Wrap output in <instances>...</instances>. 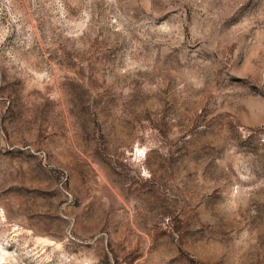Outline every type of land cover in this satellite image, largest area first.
Masks as SVG:
<instances>
[{
  "label": "rangeland",
  "instance_id": "rangeland-1",
  "mask_svg": "<svg viewBox=\"0 0 264 264\" xmlns=\"http://www.w3.org/2000/svg\"><path fill=\"white\" fill-rule=\"evenodd\" d=\"M0 264H264V0H0Z\"/></svg>",
  "mask_w": 264,
  "mask_h": 264
}]
</instances>
